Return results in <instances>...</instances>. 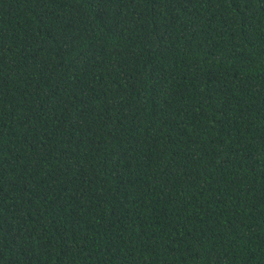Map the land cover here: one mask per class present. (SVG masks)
Returning <instances> with one entry per match:
<instances>
[{
  "label": "trees",
  "instance_id": "16d2710c",
  "mask_svg": "<svg viewBox=\"0 0 264 264\" xmlns=\"http://www.w3.org/2000/svg\"><path fill=\"white\" fill-rule=\"evenodd\" d=\"M0 264H264V0H0Z\"/></svg>",
  "mask_w": 264,
  "mask_h": 264
}]
</instances>
